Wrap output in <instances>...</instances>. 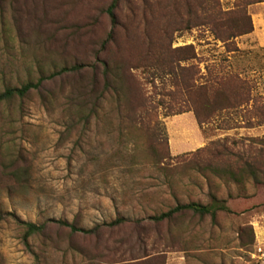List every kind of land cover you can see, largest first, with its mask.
<instances>
[{"label": "rangeland", "instance_id": "374dc122", "mask_svg": "<svg viewBox=\"0 0 264 264\" xmlns=\"http://www.w3.org/2000/svg\"><path fill=\"white\" fill-rule=\"evenodd\" d=\"M110 1L0 0V92L43 79L22 99L0 104V264H103L119 254L134 261L148 254L162 264H264V187L248 181L242 190L211 169L234 163L230 151L243 152L248 143L212 141L260 138L264 124L247 126L241 108L215 111L199 125L193 114L204 113L203 84L229 75L244 81L264 109V1L245 6L250 31L231 40L234 51L214 41L205 25L171 33L170 49L189 46L187 63L195 73L188 112L163 116L174 88L157 80L151 85L143 71H131L149 97L142 124L111 94L93 106L94 99L81 103L79 89L89 83L91 68L99 72L97 56L112 58L125 32L181 28L183 6L179 0H119L113 42L98 55ZM236 1L219 0L221 11L230 13L225 18ZM78 64L80 71L46 80ZM91 90L96 96L98 88ZM216 150L222 155L214 157ZM236 194L253 196L257 207L243 215L198 217L185 210L169 220H147L175 205H204L210 195L238 202ZM115 218L127 223L89 238L47 225L44 236L28 240V249L15 223L59 220L90 230Z\"/></svg>", "mask_w": 264, "mask_h": 264}, {"label": "trees", "instance_id": "16d2710c", "mask_svg": "<svg viewBox=\"0 0 264 264\" xmlns=\"http://www.w3.org/2000/svg\"><path fill=\"white\" fill-rule=\"evenodd\" d=\"M183 6V15L179 16V22L182 24L181 28L163 27L158 32L145 31L125 32L124 43L122 46L114 47V55L112 58L100 60L97 56L96 63L100 65L97 68H91L92 76L87 86L80 88L81 103L86 102L85 99L93 100L91 104L102 100L103 95L111 94L115 102L123 103L128 111L139 115L138 122L142 124L143 113L147 112L145 100L149 97L143 96V89L135 80L132 79L131 71L141 70L147 77L149 82L154 84V81L160 83L169 82L170 87L174 88L173 94L169 97L168 112L163 116H173L183 112H188L189 102H191V92L196 87L194 83L195 73L191 70L188 61L191 59L186 56V51L189 46L170 49L172 40L171 33L175 30L185 29L189 30L196 25H205L214 41H219L226 45L227 52L234 51L231 40L237 36L247 34L250 31L248 25V18L244 15V8L248 4H255L263 2L264 0H237L235 7L232 10L233 15L225 18L230 13H224L219 7V0H179ZM119 0H111L104 9V13L109 22V31L106 33L104 40L99 44L98 55L105 52L107 44L113 42L112 34L116 27L115 9ZM197 10L200 11V16L197 15ZM171 19L166 20V22ZM173 25V24H172ZM115 41V40H114ZM230 46L231 48H228ZM138 51V52H137ZM185 52V53H184ZM138 56L136 57V55ZM118 55V58L114 56ZM82 65H72L69 67H61L55 72H52L46 77L52 79L56 76L67 75L69 73H76L82 69ZM42 78H38L34 83L27 82L19 87L9 88L5 87L0 92V104L8 102L13 98L22 99L31 90L39 88ZM133 84V88H132ZM97 87V95L92 94V87ZM201 87V86H200ZM199 92L204 104V113L202 117L195 112L194 118L199 125L203 122L209 121L215 111H229L233 109H244L242 116L247 126H260L264 124V109L262 105H257V99H252L249 96V89L244 81H241L236 75H229L207 81L201 87ZM197 88V89H201ZM145 93V92H144ZM91 102V101H90ZM82 107H85L82 105ZM175 107V110H174ZM248 107V108H247ZM90 110V109H89ZM143 112V113H142ZM142 113V116H141ZM251 119H254L251 122ZM248 142L241 146L244 148L243 152L230 151L229 155L234 160V163H229L223 167L211 168L213 173L219 177L226 178L228 181L244 190L245 182H250L254 186L262 185L264 187V136L260 138L239 139L222 138L212 142ZM240 148V149H241ZM246 148V149H245ZM224 148L222 151H226ZM197 149L191 155H195L204 151ZM189 154L183 155L188 156ZM222 153L215 151L214 157L221 156ZM227 155V154H226ZM17 172L12 173L13 179L16 181ZM236 194L234 198H239ZM227 195V200H219L213 195L209 196V202L201 205L197 203H188L182 205H175L166 212L159 213L155 216L147 217V220L157 223L163 220H169L174 214L181 211H190L198 217L205 215L213 218L215 213H233L238 214L248 208L257 207V201L253 196L249 198H239L238 202ZM249 201V202H248ZM248 204H250L248 206ZM16 225L21 229L20 243L24 248L28 249V240L33 236H44L47 225H55L60 228H65L70 234H80L89 238L92 234H96L102 228L113 229L121 224L127 223L123 218H115L107 224L96 226L90 230L77 228L72 224H68L59 220H47L39 225L29 222H22L15 220ZM137 224V223H136ZM102 249H106L105 245ZM124 254H119L113 262L105 261L103 264H162L160 257H147L148 254H143V260L134 261L135 258H124ZM156 260V261H153Z\"/></svg>", "mask_w": 264, "mask_h": 264}, {"label": "crops", "instance_id": "0c3cea01", "mask_svg": "<svg viewBox=\"0 0 264 264\" xmlns=\"http://www.w3.org/2000/svg\"><path fill=\"white\" fill-rule=\"evenodd\" d=\"M239 201V200H238ZM250 204H248V206H249ZM254 210V208H248V210H245V211H243V212H241V213H238V214H234V215H243L244 213H248V212H251V211H253ZM229 214H232L233 215V213H229Z\"/></svg>", "mask_w": 264, "mask_h": 264}, {"label": "built area", "instance_id": "2783aa9c", "mask_svg": "<svg viewBox=\"0 0 264 264\" xmlns=\"http://www.w3.org/2000/svg\"><path fill=\"white\" fill-rule=\"evenodd\" d=\"M258 252H260V249H258Z\"/></svg>", "mask_w": 264, "mask_h": 264}]
</instances>
